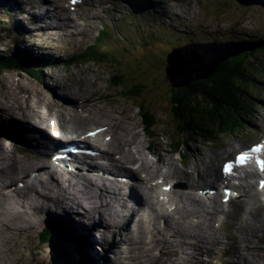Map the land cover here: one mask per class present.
I'll return each mask as SVG.
<instances>
[{
  "label": "rangeland",
  "instance_id": "rangeland-1",
  "mask_svg": "<svg viewBox=\"0 0 264 264\" xmlns=\"http://www.w3.org/2000/svg\"><path fill=\"white\" fill-rule=\"evenodd\" d=\"M214 1L215 0H211V1L207 0V3H206L204 0H195V3H192V9L194 11L197 10V4L203 2V6H204L205 11H213V9L210 8L209 6L211 4H213ZM231 1L233 3V0H231ZM188 2H190V0H186V4ZM216 2L219 6V10L217 9V11H222V14H224L226 12V10L220 9V7L227 9V8H229V6L231 4V2L229 0H220V1L217 0ZM95 4H98V2H96ZM95 4H94L95 10H97L99 7H102L104 5V4L103 5L102 4L95 5ZM32 5L34 6L35 4L32 3ZM169 5L170 4H168L167 6H169ZM177 5L178 4H176L174 7L179 8L180 6L178 5L179 6L178 7ZM260 6H254L256 8H252V9H248V10H241L239 8H236V10H232V11H230L229 14H226L224 16V19H226L228 21V24H231L233 21L237 20L241 23V25L247 26L250 29L249 30L245 29L241 34H239L238 31L234 30V28L229 27L226 32L221 34L222 35L221 37H223V39H232L233 40V37L236 36L235 34H239L241 37V41H242V39H252V40L258 39V40H260L261 38H263L264 37V12L262 9H264V6H262V5H260ZM117 9L119 10L117 12L118 16L123 15V13L126 14L123 17L124 24H128L130 22V16L132 17V20L135 19V15L133 13L134 10L132 7H131V9L127 8V7H124V8L118 7ZM130 10H131V13H127ZM165 10L166 9H162L160 13H162ZM104 12H105V8H104ZM145 12L146 11H140V13H139V19L141 21H143V22L146 21L147 23H149L150 20L155 21V19H151L149 17L146 18ZM166 12H175V9L172 8L171 11L168 10ZM160 13H158V15ZM69 14L70 13H68V15ZM163 14H165V13H163ZM158 15H157V17L154 15V17L157 19L156 23L159 24ZM186 15H189V14L187 13ZM219 16L220 15L216 16L215 21L213 23H210V22L205 23L206 25L211 24L213 26V27H211V31L218 30L217 21L220 20ZM82 17H84L82 20H84L85 24L76 25V26H72V27H66V28L62 29L61 33H63L64 36H60L61 39L63 37H67L70 42H73V38H75L76 36L84 37V36L88 35L90 29L92 28V25L90 23L92 22V19H95L96 17L98 18V13H88V10H86L85 12H83ZM108 19L113 20V19H115V16H113V17L111 16ZM16 21H19L20 23L23 24L24 23L23 16H18V11H15V9H12L10 1H7L6 3H4L0 7V23L2 26L0 28V35L5 37V42H6V45L8 46V52H1V53L3 55H7L9 58L18 59L17 62H20V65H24V61L21 59L24 58V60H25L26 54L25 53L14 54V46H15L16 40L18 39L20 41L21 39L22 40L24 39L22 37L23 34H21L19 32L18 26H16V27L13 26V23H15ZM162 22L164 24H167L164 21H162ZM172 22L179 24L178 28L180 27V25H186L187 26V22H183L182 18H174V20ZM113 26H114V28H116V26L120 27V25H117V24H113ZM13 28H15L14 31H13ZM100 28H101V26L97 25V29H100ZM114 28H111L112 31H115ZM70 29H74V30L68 31ZM75 29H77V30H75ZM204 29L205 28H202L201 31L208 33V31L204 30ZM157 30L162 31L159 25H157ZM190 31H191V35L188 37H202L205 39L212 40V38L200 33V31L197 30V28L194 30L190 29ZM23 32L25 34H27V32H25L24 30H23ZM141 32L143 33V31H141ZM128 33L133 34V35L128 38L125 35L126 34L125 31H123V29L121 28V31L119 32V34H116L113 36L116 38V37H118V35H121V36L124 35V39H126V44H124L123 46L126 47L127 51L132 52L133 47L131 46V43H132L131 40L132 41L133 40H139L140 34L135 29L133 31H128ZM232 33L234 36H232ZM186 34H187L186 31H183V30H177L176 31V29H172L167 34L164 41H169V40L173 39L172 36L177 35V37L179 39V46H182L183 42L189 43V40L184 41V39L187 37ZM32 35H33V33H32ZM150 36H152V35L145 36L143 41H145V42L150 41L149 40ZM111 39H113V38H111ZM111 39H108V40H111ZM25 40L27 41L26 38H25ZM37 41L39 42V40H37ZM88 44L89 43L85 42L83 44H80L79 48H74L73 50H77L79 52V53H75V54H71V53L59 54V53H56L54 51L57 50V47L53 46V45H51V46L49 45V46H47V49H49L52 52L51 53L48 51L50 54H52L50 56L46 52H42V53L38 54L39 48L37 47L34 49V47H36V39H34L33 41L25 42L24 47H22L21 49L29 51L26 53L35 52L36 55H44V56L50 58L52 60V62L57 61V63H59V67L57 69L51 68V70H48L47 67L42 68L43 75H45L44 82H42V83L38 82V80L35 79L32 75L23 74V71H21L19 69L17 70L13 67H9L10 69L13 70V71H10V73L9 72L1 73L0 74V99L1 100L4 99L3 102L8 104L9 106L5 105L4 103L2 104L1 102H0V105L3 106L4 108H7V107L10 108L11 107V110L10 111L1 110L2 113H1L0 117L3 120H7L9 118V113L10 112H17L18 108L24 110L25 115H27V116H29V114L31 113V110H33L34 108H38L39 110H41L40 107L45 106L46 109H49V107L52 106V103H50V104L36 103V99L40 97L39 95L43 94L42 93L43 91H46L47 93H49L51 95L53 93V94L57 95L58 97L59 96L60 97H67L65 95L68 93V88H70V87L74 89V92L78 91L82 88L84 91H86V90H90L91 88L94 87L95 89H91L92 92H91V95L89 97L92 100V102H94V104H89V109L91 112H94V116H95L96 120L99 119L100 123H97V124L102 125V124H105V122L108 123L111 132H113V133L117 132L116 135H118L119 137H121L124 134L123 129H125V128H136L135 131L132 133V137L135 139V141L139 145L137 144L136 148L134 147L132 149V152H133L132 157H134L135 159H138V160L141 157H143L139 161H141L143 164L149 163L150 161H148L149 158H148L147 151H149V149L152 148V144L155 143L156 141L157 142L164 141V144L158 145L156 150L158 152L162 153L166 158L174 159L176 161V166L178 168H181L180 162L182 161V158L180 156H173V155H169L166 153V152H169L171 150V145H169L168 143L171 142L172 134L174 133V130L176 128L174 123L171 120V117H170V115H171L170 109L171 108L168 105L169 100L168 99L166 100V94L165 93L161 94L162 92H164L166 90L165 83L162 81L160 76H162L164 74V71H165L166 63L164 60L166 59L167 53H163L162 51L157 52V55H160L162 57V58H158V59L162 60L164 62V65L161 66V69H160L161 71L157 72L158 74L156 76V78H157L156 83H154L153 74L150 77L146 76L145 77L146 82H145V81H143L144 79L142 78L143 77L142 75H140V77L136 79V78H133L132 73H133L134 68H136L138 71L140 69H146V68L152 70V65L150 63L146 62L147 60H149L148 57L152 56V52H151L150 48H147L144 51L141 49V51H142L141 53L136 51L137 53H134V54H130V53L124 54L122 52V50H118L117 52H114V53H108L109 60L107 63H102L101 60L96 58V57H88V58H91V62L93 60H96V61L89 63V64L76 63L74 66L68 67L65 62H67L70 57L80 54V52ZM258 44H260V42L259 43L256 42L254 44V46H256ZM123 46H122V49H124ZM254 46H252V48L257 50L258 48L254 47ZM29 47H30V49H29ZM103 49L106 50V49H108V47H105ZM193 51H195L193 53L194 54V56H193L194 60H196V58L199 56L200 60L202 61L200 63H206L204 70L207 71L209 69L210 63H212L214 61L215 56L210 55L211 53L209 54V53L202 51V50L194 49ZM245 53H248V51H246ZM235 56L236 55H232V57H235ZM259 56L260 55L258 54L257 57H259ZM112 59H117L119 62L112 61ZM140 59L144 63H141ZM118 63H119V66L117 65ZM263 65H264V57H262L260 63H258V66H259L258 69H255L252 71L253 78H256V76H255L256 74H261V76L257 77L256 79L260 80L261 84L258 87L262 88V89H264V74H262V69H260V68ZM80 66H84V67L89 68L88 72L91 73L92 78L96 82H98L99 84H96L95 82H93L92 85L83 86L82 84H85V82H86L85 81V78H86V76H85L86 71L85 70L84 71L79 70L78 78L76 79V83H71V82L69 83V81H67L69 74L70 73L72 74V71L75 70V67H80ZM38 71H39L38 69L34 68V69H32V74H36V72H38ZM198 73H199V71L196 73H191L189 71L187 74H189L192 78H196V77H198L197 76ZM111 76H112V78H111ZM122 77H123V84L121 87L123 89L124 88L128 89V88L132 87V85L137 84V83H139L140 85L141 84L144 85V88L137 89L138 93L135 92V90H132V89H134L133 87L131 88V90H128V91L122 90V89L121 90L113 89L111 87L112 85H114L112 82L117 83L120 80L119 78H122ZM110 78H111L112 82H110ZM48 83H54L55 85L58 84L57 91H52L50 88H48L49 87ZM64 84H65V88H61V86H63ZM96 86H98L99 88L98 87L96 88ZM100 91H101V93H100ZM108 93L118 94L117 96H120L121 98L118 99V101H115L111 97L112 95L108 94ZM251 93L256 97L261 96L264 99V94H260L256 90H251ZM36 96H39V97H36ZM105 96L109 100L104 101L102 98H104ZM111 100H113V101H111ZM98 102H102L103 104L107 105L111 109V110H108V111H110L111 117H107V119H105L106 117L103 114H100L99 111L93 109V105L97 104ZM137 106H140L142 108V111H140L137 108ZM37 111L35 113H37L38 115H43V112L38 113ZM55 111H56V109L51 107V109L49 110V114H54ZM27 112H28V114H27ZM129 113H131V116H129ZM153 117L156 118V120H155V123L157 124L156 132H149L147 134L144 131V127H147L148 123H151ZM108 118H110V119H108ZM116 119H118V121ZM263 119H264V104L261 105L260 112L253 113V116H251V118L247 119L248 124L246 125V128L252 130V131H249L250 133L260 132L263 129V128H261V124H262ZM131 121L133 122V124ZM10 125L11 124H9L7 121H0V127L5 126L6 129H9L12 131L11 134L7 133L8 134L7 136H9L12 140H18V139L22 140V139H20L22 137V135H21L22 132L12 130L10 128ZM93 125H95V124H93ZM151 133H154V136ZM154 137H156V138H154ZM28 138H29L28 141L23 139L24 144L29 143V144L34 145V143L32 141L33 136H31L30 133L28 134ZM12 145H13V147H16V144L12 143ZM12 145H11V147H12ZM11 147L10 146L6 147L5 144L2 145V141L0 140V159H3L2 161H0V172L4 170V172L2 174L0 173V189L4 185H9V183L11 184L12 183L11 181H13V183H12L13 185L15 183H17L19 180L17 181V179H16V172L20 173V172H23L24 170H26L25 168L22 171L21 170H17V171L11 170L10 171V170L5 169V166L7 167L8 164L11 163L10 158H9L11 156V154H8L7 151L13 152V155L15 154L13 151V148H11ZM146 147H148V149H146ZM163 150H165V152ZM31 151L37 153L38 155H41L42 157L44 156L41 154L40 149H35V150H31ZM5 154H6V156H5ZM30 154L32 155L31 159H34L35 158L34 155L32 153H30ZM13 155L11 156V158H15L17 160L18 157L15 155L13 156ZM127 155H129V154H127ZM195 155L199 158L202 157L201 153L198 151L195 152ZM35 156H37V155H35ZM37 157H39V156H37ZM26 159L29 160V158H27V157H26ZM172 159H169L167 164L162 165L160 167L161 170L160 169H157V170L162 172L163 170H168L170 167L175 165V162ZM19 161H21V159ZM207 163H208V161H207ZM4 164H6V165H4ZM15 165H16V163H15ZM149 165H151V164H149ZM181 170H183V169H181ZM186 170H189L188 167H186ZM166 173L168 174V172H166ZM167 174H165V175H167ZM157 176H160V175H157ZM15 180H16V182H15ZM4 183H6V184H4ZM45 191H52V188L51 189H45ZM5 194H7V193H5ZM12 196L14 198H16V192H15V194H12ZM48 198H50V197H48ZM194 198L195 197H193L191 195L189 197V201L192 202L193 206H195V208H196L201 202L198 199H194ZM144 208L146 209V207H144ZM42 210H44V216L41 215L39 219L42 220V223H45V221L47 219L46 213L48 214V209L43 207V209H41V211ZM57 210H59V207H57ZM84 218H87V217H84ZM39 219H38V217L33 219V221H32V225L34 226L33 228H30V229L25 228V229H22L21 231H19L22 235V238H20L19 240L15 241V242L14 241L12 242V245H15V248H14V252H12V253L10 252L11 256H9V258L7 260L4 259V260H6V262L8 261L7 263H10L9 260L11 261L15 256L18 255V256L22 257L21 259L23 261V264H52L50 245H48L49 248H47V246H46L44 248V251L39 250V248H38L39 245L45 246V242H43V237L45 238L46 230L49 228V227L45 228L44 224L40 225ZM71 220H72V216H70V220L68 221V224L72 225ZM121 220L122 219H120V222H121ZM94 226L95 225H93L92 227H90L88 229L89 231H91V233L93 232L92 230L95 229ZM159 228L161 229L160 226H159ZM76 229H79L77 231L78 234H82V231H81L82 229L80 228V225H77L76 227L74 226V228L70 227L68 230L77 233ZM83 234H84V232H83ZM14 235H15V232H14ZM92 235H93V233H92ZM93 237L95 238L97 236H93ZM114 238H117L118 241L120 239V237H117V236H114ZM21 241L23 243H25L24 247L20 246V243H22ZM95 241H98V240L95 239ZM113 241H115V243L117 242L116 239H114ZM154 241H156V240L154 239ZM179 245L181 246L182 243H180ZM122 247H123V249L121 250V252H118L117 250H115V248L112 247V249H114L113 256L117 260L116 263H112L110 256L106 252L104 253L105 254L104 258L107 257L106 255H108V261L110 262V264H121L120 262H123L122 264H126V261H118V257H119V259H121L122 257L127 258V254L123 253L125 251V249H127L126 248L127 245L126 246L124 245ZM258 247H259L258 245L252 246L253 251L248 252V256L252 257L254 259V261H258L257 264H263L264 254L259 252L260 249H258ZM95 248H96V250H98L97 249L98 246ZM154 250L152 251L153 255H154ZM14 253H15V255H14ZM109 253L112 254L111 251H109ZM220 254H222V250L220 251ZM101 256L102 255L96 251V253H95L96 259L98 261L104 262L103 260L98 259ZM217 258H218V261H213L211 259L209 261L206 259V260H203L202 262H200L199 264H235L234 261H227L230 258V256L221 257L219 255V256H217ZM97 260L94 261L93 264H98ZM86 261H87V259H86ZM151 261H152L151 264L156 263V261H153V259ZM162 261L164 262V264H166V261H164L163 259H162ZM167 261H172L171 264H176V261L168 260V259H167ZM240 261H244V260L240 259ZM107 264H109V263H107Z\"/></svg>",
  "mask_w": 264,
  "mask_h": 264
},
{
  "label": "bare ground",
  "instance_id": "bare-ground-1",
  "mask_svg": "<svg viewBox=\"0 0 264 264\" xmlns=\"http://www.w3.org/2000/svg\"><path fill=\"white\" fill-rule=\"evenodd\" d=\"M12 1H13V4L17 5L16 4V0H12ZM58 1L59 0H40V2L37 1V0L25 1V3L28 5V7H30L33 10V13L27 19V23H24V25L27 27L28 24H33L34 27L32 29L25 28L24 31L27 32L28 35H26L23 32L22 28H21L20 33L23 34L22 37L24 38L22 40V43L27 42L25 40V38L27 39L28 37H39V39H37V40H40L41 38H45V39H49V40H52V41H58L59 39H61L60 36H64L63 33H61L62 29L66 28V27H72V26H76V25L85 24L84 20H82L84 18V17H82L83 14L81 15V21L83 22V24H80L79 20L77 18H74V16L72 14L68 15V10L67 9L63 10V9H61V7L57 6V2ZM89 1H91L93 3V5L96 2H98V4L106 5L105 13H107V15L109 17L112 16L111 13H110V9L111 8L108 5L114 0H89ZM125 1L129 5H132L133 7L138 9L139 11H141L142 9H146V11L147 10H151V13L156 16L155 11L158 8V4L156 3L155 0H125ZM170 1H172V0H170ZM173 1L174 2H170L169 3L170 7H173L176 4H178L177 3L178 1H176V0H173ZM32 3H34L35 5L33 6ZM63 3L64 2H62L61 5ZM98 4H95V5H98ZM159 5L162 6L163 3H159ZM169 6H166V9L170 8ZM173 8L175 9V12L181 13L183 18L185 17V15L182 13L180 7L179 8L173 7ZM23 11L27 12V9L25 8ZM98 18H100L99 14H98ZM155 22H157L156 18H155ZM157 25H159V24L157 23ZM71 30H74V29H70L68 31H71ZM75 30H77V29H75ZM13 31H14V28H13ZM32 33H33V35H32ZM89 37H90V35L88 34L87 36H84L82 38L83 39H85V38L89 39ZM23 41H25V42H23ZM69 43L72 44V42H70V41H69ZM25 51L28 52L27 50H25ZM30 55H31V53H28L27 58H29ZM196 61H197V63L202 62L200 60L199 56L196 58ZM43 62H49V61L46 60V61H43ZM41 63H42V61H41ZM44 64H46V63H44ZM36 73H38V72H36ZM23 74H25V73H23ZM44 77H45V75H44ZM38 82L42 83V82H44V79L42 81H38ZM97 87L98 86H96V88ZM61 88H65V84L63 86H61ZM91 89H95V88L93 87ZM91 89L84 91L83 88H82V89L74 92V89L70 87V88H68V93L65 95L67 97H60V96L58 97L57 95H55L53 93L51 95V94L47 93L46 91H43L42 92L43 94L39 95L40 97L36 96V97H39V98L36 99V103H47V104L52 103L51 107L56 109L55 113L54 114H44L45 112L49 113V110L51 109V107H49V109H46L45 106H41L40 107L41 110H39L38 108H34L33 110H31V113L29 114V116H27V115H25L24 110L18 108L17 110L19 112L9 113V118H8L9 121H8V123L11 124L10 128L12 130H15V131H21L22 133H23V130L21 128L29 129V130L37 132L39 134V136L36 138V141L38 143L39 149L41 150L40 152L44 156H49L54 151V142L52 141V139L49 136L45 137L44 136V132L39 131L38 127H36L33 123H39V122H36V119H40L43 122L44 125L48 126V123H50V121L54 120L55 121L54 130H55L56 127H59L60 129L65 130L66 133H67V130H68L66 125L69 124V123H73L74 126H75V129H77L79 127V123H83V120H84L83 118H85L84 114H88L90 121H92L90 123H87L85 125L84 129L86 127L90 126V125L100 123L99 119L96 120V118L94 116V112H91L89 108H87V109H85L83 111V107H84L85 104H88V105L90 103L94 104V102H92V100L89 98L90 95H91V92H92ZM100 93H101V91H100ZM108 94L112 95L111 97L113 98V100L118 101V100L115 99V96L118 95V94H116V95H115V93H108ZM82 97H84V99H82ZM107 100H109V99L107 98ZM113 100H111V101H113ZM75 105H78L81 108L80 109H73V106H75ZM93 109L99 111L100 114H103L106 117L105 119H107V117H111L110 116V111H108V110H111V109L107 105L103 104L102 102H98L97 104L93 105ZM1 110H4V109L1 108L0 111ZM10 110H11V107L10 108L7 107V108H5L4 111H10ZM36 111L38 113H42L43 112V115H38L37 113H35ZM81 112H82L83 115L79 114ZM27 114H28V112H27ZM49 115H51L50 118H49ZM108 119H110V118H108ZM116 120L118 121V119H116ZM1 121H5V120H3L1 118ZM132 124H133V122H132ZM135 129L136 128H125V129H123V133L124 134L121 137L116 135V139H115V143H117L118 150L123 154L124 158L129 160V161H136V159L134 157H132V153H133L132 149L134 147L136 148V146L138 144L135 141V139L132 137V133L135 131ZM4 132H5V130L4 131L3 130L0 131V135L7 136L8 134L4 133ZM2 133H4V134H2ZM128 137L133 141V145H130L129 147L125 148L123 145H121V143L122 142H128L126 140ZM7 138L11 139L9 136H7ZM10 147H11V145H10ZM12 147H13V145H12ZM146 149H148V147H146ZM7 153L11 154V156L13 155V152L7 151ZM30 153H31V151H29L26 154V157L29 158V160L27 159V161H28V167L27 168H29L30 171H35V168H38V164H36V160H38V158L31 159L32 155H31V157H28V154H30ZM127 154H129V155H127ZM5 156H6V154H5ZM11 156L9 157L11 164L9 163L10 165H8L7 167L5 166V169H9L10 167H13L15 165V162L19 163L18 162L20 160L19 158L16 160L15 158H11ZM141 158H143V157H141ZM2 160L3 159H0V161H2ZM106 160L108 161V164L100 166V168L104 169L105 171H113L116 174L120 173V171H122V172L125 171L124 169L119 171V169H116L114 167V162L115 161H114V159L112 157L111 158H106ZM6 164H4V165H6ZM149 164L150 163H144V165H146V168H148V169L153 168V165L152 164L149 165ZM208 164H209V162H208ZM196 167L200 168V164H198V162L196 163ZM18 170L22 171V170H24V168L23 167H20V168L18 167ZM60 170H61V172H64V169L61 168ZM36 171H39V170H36ZM42 171H45V169H42ZM3 172H4V170L1 171L0 173L2 174ZM159 172H160L159 170H155L154 171V173H159ZM16 174H17V172H16ZM165 174H167V173L163 172V175H161V176H165ZM62 175H64V178H66L67 172L62 174ZM177 177L178 176H175V178H177ZM27 178L29 179V176ZM184 179H187V178H184ZM42 181H44V182H42V186H43V190L44 191H45V189H51L52 188V191H45L46 193H54L55 192V193L58 194L61 191L65 193V198L64 199H60L58 196L55 197V199L58 202H61V204H63L62 206H64L65 215L61 218V224L62 225L66 226L68 229L70 227L74 228V226L75 227L77 226L76 224H74L72 222H71L72 225L68 224V221L70 220V216H72L69 213L78 211L77 210L78 208H82L80 199L82 201H84L85 204L88 207V209L85 211V213L82 214V218L83 219H86L84 217L89 218V220L92 221V226L95 225L94 226L95 229H97L98 227H100L102 225V219L100 217V214H99V218L96 219V221H95V217L91 213V210H93V207L95 206V205H93L95 203L94 202V198L95 197H92L90 192L86 190V184L78 185L77 183H73L72 185H70V187L68 189H66L65 186L63 185V183L60 182V181L57 182L56 180H46V179H44ZM11 182L13 183V181H11ZM15 182H16V180H15ZM4 184H6V183H4ZM11 184L9 183V185H11ZM9 185H4L3 187L9 186ZM168 190L171 191L172 189L168 188ZM175 190H176V185H175V188L172 190V192H174ZM243 192H244L247 200L250 201V202H253L254 200H256V198L258 196V194L256 192V189L253 186H251V185H249L246 189H244ZM13 193H15V192H13ZM137 195H138V193H137ZM83 196H86V197L83 198ZM190 196L191 195H186V198L188 199V201H189V197ZM12 197L13 196H12L11 193L5 194L3 192L0 195V228L2 230V232H0V244H4V243L11 244L10 238H12V236H14V232H15V235L18 233V237L20 239V238H22V235H21V233L19 231H21L22 229H25V228H29L30 229V228L34 227L32 225L33 219L36 218V217H38V219H39L41 214L44 213V210L41 211V209H43L44 206L40 202L39 198L40 199H42V198H47V199L54 198L53 196L48 198V197H42V196H38V195L32 194V195H27L25 201H21L24 198L18 199V197L16 196V198L13 199ZM177 197H180V195H178ZM103 199H104V201L106 203V209L109 212V214H108L109 219L106 220V221L108 223H111L112 229L115 230V232H113L111 235L118 237L119 233H121L122 236H123L126 233L125 227H122V224L120 222V219H123V217H121L120 213H118L117 211H115L112 208V204H111V201H110V200H112V198H108L106 196H103ZM194 199H197V198L195 197ZM49 203H51V202H49ZM190 205H191L192 209H190L188 211H186L185 209H179V211L186 216V218L184 220L189 218L188 217V213H196V214H198V213H201L203 211L205 212L206 211L205 209H207L206 214L208 213V214L211 215V213H214V212H216L218 210V206L216 205L215 202H213V205H208L207 203H202L201 202L196 208H195V206H193L192 202H190ZM218 205H219V203H218ZM247 205H249V204L247 203ZM62 206H61V208H63ZM144 207H146L145 211H147V209H150V207L147 206V205H144ZM193 210H195V212ZM245 210L247 211V214H249L250 217L252 219H254V222L261 223V224L264 223V219L263 218L258 219L256 217L257 210L255 208H253V209L245 208ZM258 210H260V209L258 208ZM102 214H104V212H102ZM132 214H133V216L135 218L131 219L129 217V215H126V219H127V222H128L129 231H131L130 234H132V232H133V233H135V236L129 238L127 241H125L124 239H121V237H120L121 241L119 239V242L124 244L125 246L127 245L126 248H129L128 244L132 245V241L138 240V243H139V245L141 247V250H140V252L133 251V252L127 253V258L128 259L126 260V264H129L128 261H138L137 260L138 257H139V259H140V257L142 259H144L143 264H151L152 263V261H151L152 259H153V261H159L160 264H162V263L164 264L162 259H157V258L153 257L152 251L154 249L155 250L157 249V246H152L154 239L159 244H164V245H168L169 246V249H168L167 252L163 248L161 250V253L163 255H165L168 260L176 261V264H189V261H190L189 257H193L194 256L195 247L193 245H190V247L187 249V251H181V254L183 253L182 256H181L180 255V251L178 249H176L175 245L177 247L181 248V246L179 245L180 243H182V244L186 243L189 238L197 237V238L200 239V244H201L200 247H203V252L200 253V256L202 258H206L207 260H209V257L206 256V253H205V249H206L207 245H212V244H215V243H217L219 241V237H217L216 235H208L207 234L206 229L208 227H210V224H208V223L204 222V223L199 224L197 226L190 227V226H188V223L182 225V222H177L175 225H172L171 227H173V230L177 234L182 235L183 239H181V238L178 239L176 235H169L168 233H163V231H162L163 227H161L159 225L161 227V229L160 228L158 229V232L153 235V239L150 238V242L146 245L145 243H141L139 240L142 238V235L144 234V231L141 229V225L146 223L145 220L147 218V215L138 216L136 214V210H133ZM194 217L199 218V217H202V216L194 215L192 218H194ZM72 219H73V217H72ZM39 222H40V225H41L42 224V220L39 219ZM148 222L150 223V220H148ZM256 227L257 226L255 225L254 228H256ZM80 228L82 229L81 230L82 234L84 232V234L89 235L91 237V239L94 241L95 245L99 244L98 241H95V239L98 240V237L94 238L92 233H91V231L88 230L90 227L86 228V227H84V225H80ZM78 230L79 229H76V232ZM108 231H109V229H108ZM2 233H6V234L11 235V236H9L6 239V241H5V239H3ZM75 238H77V237H75ZM237 239L240 242L243 241V239H241L239 237H237ZM24 245H25V243H23V242L20 243L21 247H24ZM145 245L146 246L150 245L148 252L145 249ZM45 247L46 246H43V245H39L38 246L39 250H42V251H44ZM95 247L96 246H94V249H93L94 255L96 253V248ZM14 248H15V245H12L9 248L5 247V248H1L0 249V264H23V261L21 259L22 257L18 256V255H17L18 257L17 256H15L14 258L12 257L13 259L11 261L9 260L10 263H7L8 261L6 262V260L9 258V256H11L10 252L11 253L14 252ZM47 248H49V246H47ZM113 248H115V246H113ZM115 250H117V249L115 248ZM109 251H111V250L108 249V252ZM112 254H113V252H112ZM241 254L243 255L244 252L242 251ZM14 255H15V253H14ZM106 256L107 257L104 258V255H102L100 258H98L99 260H103L104 262L97 260V263L98 264H107V263L110 264V262L108 261V255H106ZM4 259H6V260H4Z\"/></svg>",
  "mask_w": 264,
  "mask_h": 264
},
{
  "label": "trees",
  "instance_id": "trees-1",
  "mask_svg": "<svg viewBox=\"0 0 264 264\" xmlns=\"http://www.w3.org/2000/svg\"><path fill=\"white\" fill-rule=\"evenodd\" d=\"M88 53H90L88 57H96L100 59L102 63H107L109 60V58H106L108 56L104 58L101 56V53L98 54V52L93 49ZM258 54L260 55L259 57H257ZM263 56L264 48L257 50L253 49L250 53H245L237 57L231 56L226 62H222L215 71L208 74L207 78L193 81L184 88H173L167 81L165 74L160 76L166 88L161 94H166V100H169L168 105L171 108L172 120L179 124V130L181 131L188 128L190 131L196 130L199 133L208 129L211 135V141H215L219 139V136H217L218 132L228 127L242 124V119L246 122V114L254 110L253 108L251 109V101L253 98L248 95L247 89L252 83L255 84L252 78V71L258 69V63H260ZM148 58L149 60L146 62L152 65V70L146 68L138 71L134 68L132 76L137 79L142 75L143 81L146 82L145 77H150L153 74L154 83H156L157 72L161 71L160 69L161 66L164 65V62L158 59L161 58L160 55L152 54V56ZM21 60L24 61V65H20V62H17L18 59L5 61L0 58V74L13 71L9 67L26 71L30 66V71H26L27 74L32 75L38 81L44 79L43 74H32L31 70L37 66H42L41 63L35 61L29 62V60H24V58ZM94 61L96 60L92 62ZM112 61L119 62L117 59H112ZM140 62L144 63L141 59ZM119 79L116 86L120 85L121 87L123 84V77ZM133 88L132 90L137 92V89L144 88V85L137 83ZM243 94L246 98H249V103L244 101L243 104L245 108L242 109V106L238 105V103L240 96ZM155 120L156 118L153 117L151 123H148L147 128L149 130L156 128L157 124ZM151 134L154 136V133ZM183 137H185V135L182 133V138ZM52 230H46L43 242L47 243L49 241V236L53 233ZM76 239L77 243L81 246L85 247L87 244L84 238L77 237ZM91 259L93 258L88 257V264H93Z\"/></svg>",
  "mask_w": 264,
  "mask_h": 264
},
{
  "label": "water",
  "instance_id": "water-1",
  "mask_svg": "<svg viewBox=\"0 0 264 264\" xmlns=\"http://www.w3.org/2000/svg\"><path fill=\"white\" fill-rule=\"evenodd\" d=\"M242 4H245L246 6H252V5H262L264 6V0H239ZM264 43H260L257 45V48L263 47ZM249 48L241 49L240 51H233L231 50H224L220 52V54L214 59L212 63H210L209 69L205 71L206 63H197L196 60H194L192 55H188L191 48L187 49H180L176 50L172 57H170V68L168 70L167 79L174 88H183L188 86L192 81L200 80L203 78H207L208 74L212 73L216 70V68L222 63L226 62L228 58H230L232 55H240L242 53H245L248 51ZM186 57V58H185ZM196 73L198 77L192 78L188 72ZM85 84L86 85H92L95 80L93 78L86 77L85 78ZM116 88H119V86H116ZM120 90V88L118 89ZM120 96H115V99H120ZM104 101L107 100V97L105 96L102 98ZM104 122V121H103ZM101 128H104L105 134L112 138V140L115 142L116 139V133H113L110 131L109 125L105 122V124L99 125ZM118 131V130H117ZM128 142H122L121 145H123L125 148L129 147L130 145H133V141L128 137L126 139ZM56 228L60 230V233H54L49 241L50 245V252H51V259L52 264H87L86 259L88 257L93 258L91 259L92 262L96 261V257L94 255V246L90 243V241L93 243V240L91 237L87 234L79 235L78 233L72 232L65 228L64 226L60 225L59 223H56ZM75 237H83L85 239V242L87 243L84 246H81L77 243V239ZM90 240V241H89Z\"/></svg>",
  "mask_w": 264,
  "mask_h": 264
},
{
  "label": "clouds",
  "instance_id": "clouds-1",
  "mask_svg": "<svg viewBox=\"0 0 264 264\" xmlns=\"http://www.w3.org/2000/svg\"><path fill=\"white\" fill-rule=\"evenodd\" d=\"M7 1H12V0H0V3H3V2H7ZM156 1V3L158 4V9L159 10H161V6L159 5V3H160V1L159 0H155ZM206 3H207V0H204ZM211 1V0H210ZM217 0H215L214 2H213V4H211L209 7L210 8H212L213 9V11L212 12H218V13H220L219 11H217L216 9H215V6L217 7L218 6V4H217V2H216ZM220 1V0H219ZM254 6H260V5H252V6H249L248 7V9H252V8H256V7H254ZM261 7V6H260ZM230 8V7H229ZM262 8V7H261ZM231 9V8H230ZM263 10V12H264V9H262ZM141 11H144L143 9L141 10ZM171 14L172 15H174V18H178L179 16H178V13L177 12H171ZM220 15V17H222V18H224L223 16H225V14H222V12L219 14ZM145 17L147 18V15H146V12H145ZM153 19H155V17H153ZM224 20H226V19H224ZM161 21H163V20H161ZM173 21V19H165V22H169V23H171ZM155 22V21H154ZM226 22H228L227 20H226ZM239 22V21H238ZM148 25H149V27H150V23H147ZM254 49V48H253ZM258 49H260V48H258ZM248 52H250V51H248ZM152 54H155V55H157V53H152ZM162 58V57H161ZM165 61H166V63H167V66H166V68H165V71H164V74L166 75V79H167V74H168V70H169V65H170V62H171V59H170V56L169 57H166V59H165ZM119 66V65H118ZM196 81V80H195ZM193 82V81H192ZM122 90H127L126 88H121ZM41 215H44V213H42ZM46 217H47V215H46ZM51 219H53V218H47L46 219V221H45V223H42V224H44V227L46 228V227H49L51 230L53 229V233L52 234H50V236H49V241H50V238H51V236L54 234V233H59L60 232V230H58L57 228H56V223L55 222H53V223H51ZM59 221V220H58ZM57 221V222H58ZM60 225H62L61 224V221H59L58 222ZM62 226H64V225H62ZM65 228H67L66 226H64ZM48 228V229H49ZM68 229V228H67ZM2 236H3V239H5V241H6V239L9 237V236H11V235H8V234H6V233H2ZM13 237V236H12ZM81 238H83V237H81ZM10 241H11V244H6V243H4V244H0V249L1 248H9V247H11L12 246V242L14 241H17L14 237L13 238H10ZM49 241L47 242V243H45V246H48L49 245Z\"/></svg>",
  "mask_w": 264,
  "mask_h": 264
},
{
  "label": "snow or ice",
  "instance_id": "snow-or-ice-1",
  "mask_svg": "<svg viewBox=\"0 0 264 264\" xmlns=\"http://www.w3.org/2000/svg\"><path fill=\"white\" fill-rule=\"evenodd\" d=\"M74 2H75V0H74ZM262 150H264V149H262L260 147H256V148L253 149L254 152H260ZM247 159H248L247 155L246 154H243V155H241V156L238 157V162L241 165H243L246 162ZM231 167H232L231 165H227L225 167V169H224L225 172H229L231 170ZM262 170H264V165H262Z\"/></svg>",
  "mask_w": 264,
  "mask_h": 264
}]
</instances>
